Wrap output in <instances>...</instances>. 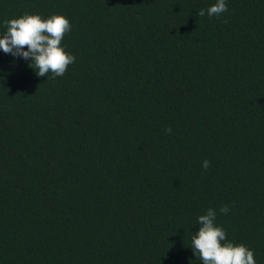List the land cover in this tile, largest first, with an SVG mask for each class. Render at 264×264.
Returning a JSON list of instances; mask_svg holds the SVG:
<instances>
[{
    "label": "trees",
    "instance_id": "1",
    "mask_svg": "<svg viewBox=\"0 0 264 264\" xmlns=\"http://www.w3.org/2000/svg\"><path fill=\"white\" fill-rule=\"evenodd\" d=\"M215 3L0 0V37L61 15L76 58L0 50V264H202L209 208L264 264V0Z\"/></svg>",
    "mask_w": 264,
    "mask_h": 264
},
{
    "label": "clouds",
    "instance_id": "2",
    "mask_svg": "<svg viewBox=\"0 0 264 264\" xmlns=\"http://www.w3.org/2000/svg\"><path fill=\"white\" fill-rule=\"evenodd\" d=\"M226 11V0H216L207 10L200 9L197 15L203 17L207 13L209 17H219ZM4 24L7 31L0 37V50L13 57L31 60L29 67L37 69V76L50 79L63 77L68 66L75 62V56L61 47L65 34L71 31V24L66 17L52 15L44 19L40 15L24 14L6 20ZM164 131L166 134L171 133L170 128ZM202 167L207 170L210 161L204 160ZM229 210L225 205L219 211L227 214ZM215 219L216 211L209 208L197 218L198 231L191 237L193 254L199 256L202 264H256L253 251L243 244L227 242L225 231L216 226Z\"/></svg>",
    "mask_w": 264,
    "mask_h": 264
}]
</instances>
